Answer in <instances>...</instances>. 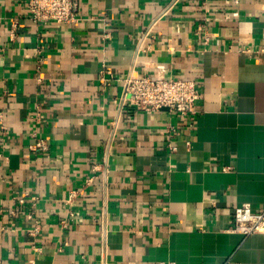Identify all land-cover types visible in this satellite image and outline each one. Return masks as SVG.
Listing matches in <instances>:
<instances>
[{
    "label": "crops",
    "instance_id": "0c3cea01",
    "mask_svg": "<svg viewBox=\"0 0 264 264\" xmlns=\"http://www.w3.org/2000/svg\"><path fill=\"white\" fill-rule=\"evenodd\" d=\"M78 16L36 24L0 0V264L103 248L106 264H264V231L231 229L235 207H264V0H79ZM158 65L195 81L191 126L121 103L129 71Z\"/></svg>",
    "mask_w": 264,
    "mask_h": 264
},
{
    "label": "built area",
    "instance_id": "2783aa9c",
    "mask_svg": "<svg viewBox=\"0 0 264 264\" xmlns=\"http://www.w3.org/2000/svg\"><path fill=\"white\" fill-rule=\"evenodd\" d=\"M26 8L31 21L36 24L54 21L61 24L74 23L79 19L78 9L79 0H26ZM16 21L10 22L9 34L14 36ZM200 29V27H198ZM201 94L193 79L184 77H173L165 73L162 65L154 67L152 73L145 72L139 74L135 70L129 71L125 77V85L121 96V103L129 105L137 110L156 111L166 108L170 112L176 113L181 119H187L191 126V119L195 114V103ZM37 115V112L35 113ZM169 130L174 131L173 127ZM8 135V130L0 125V140ZM34 142L30 148L45 147L44 141L38 138L35 131L31 132ZM170 151H174L176 146L167 145ZM2 155V154H0ZM4 158H7L3 154ZM95 176L88 177L86 182L93 181ZM71 194L68 195L69 199ZM19 198V202H23ZM72 216V211H68ZM31 218V216H29ZM233 231H239L245 236L254 232L264 231V207L253 210L249 204H242L235 207L232 215ZM37 228L29 230L35 232ZM105 249L103 248L100 256V264H106ZM81 264V263H76ZM157 264H174L172 261H160Z\"/></svg>",
    "mask_w": 264,
    "mask_h": 264
}]
</instances>
